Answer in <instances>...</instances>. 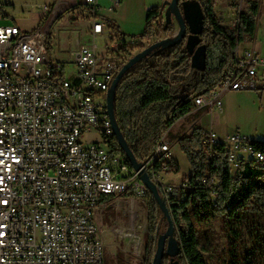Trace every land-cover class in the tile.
I'll return each mask as SVG.
<instances>
[{
	"label": "built area",
	"instance_id": "2783aa9c",
	"mask_svg": "<svg viewBox=\"0 0 264 264\" xmlns=\"http://www.w3.org/2000/svg\"><path fill=\"white\" fill-rule=\"evenodd\" d=\"M96 3L87 0L95 17L92 32L107 30L113 43L102 56L82 47L75 75L52 57L49 27L26 32L18 24L0 22V264H104L103 231L96 219L103 196L148 190L126 153L112 148L115 132L106 102L130 57L125 43L138 42L98 18ZM260 81L264 57L238 48L234 67L216 90L195 97L196 108L222 109L225 92L257 89ZM93 130L103 142L85 140ZM201 144L205 149L226 145L234 173L242 156L264 159V151L240 133L220 136L203 130ZM166 152L172 151L164 138L143 162L165 200L177 187L163 185L161 173L150 169L151 160L165 159ZM213 181L207 176L195 184ZM190 187L185 180L178 189Z\"/></svg>",
	"mask_w": 264,
	"mask_h": 264
},
{
	"label": "trees",
	"instance_id": "16d2710c",
	"mask_svg": "<svg viewBox=\"0 0 264 264\" xmlns=\"http://www.w3.org/2000/svg\"><path fill=\"white\" fill-rule=\"evenodd\" d=\"M169 1L163 0L162 5L148 10L140 42L125 43L129 59L135 52L174 32L176 22L166 15ZM198 1L204 11L205 26L195 50L200 46L205 48L204 66L194 65L195 51L191 52L187 46L188 31L180 44L156 50L136 63L117 87L116 118L139 162L150 159L172 127L196 109L195 97L219 87L236 63L240 43L256 36L264 0H249V8L239 13L235 29L225 26L217 15V0ZM229 2L232 8H238L240 0ZM76 9L70 8L67 12ZM45 19L43 17L40 24H44ZM102 20L118 30L111 20ZM51 35L52 32L50 38ZM202 134L203 128L196 126L176 141L189 161L191 169L185 180H189L192 187L178 189L165 200L175 223L174 236L180 245L175 260L181 264H264V167L241 159L234 173L227 146L205 149L201 144ZM252 142L264 151V141ZM110 143L114 150L124 152L116 136ZM150 170L179 172L181 165L172 157L161 158ZM207 176L214 181L209 185L195 184ZM159 190L164 196L161 185ZM125 195L142 199L149 226L143 264H153L162 234L161 224L168 227V220L150 190L142 195L132 191ZM115 197L107 194L102 201ZM221 232L226 238L225 245L219 241ZM206 253L216 261H208ZM170 263L171 257L166 255L163 264Z\"/></svg>",
	"mask_w": 264,
	"mask_h": 264
},
{
	"label": "rangeland",
	"instance_id": "374dc122",
	"mask_svg": "<svg viewBox=\"0 0 264 264\" xmlns=\"http://www.w3.org/2000/svg\"><path fill=\"white\" fill-rule=\"evenodd\" d=\"M229 3V0H217L216 12L225 26L235 29L239 13L247 11L249 8V0H240L238 8H232ZM263 6L264 1L260 6L256 36L240 43L239 50L241 53L255 42L258 49L260 48V56L264 57V50L262 52V49H264V13L261 12ZM79 9L67 12L59 20L52 22L50 26V28L52 27V35L49 43L52 55L73 60L76 50V38H79L80 42L88 41L89 37L84 33L87 29V24H89L88 17H81L80 19L77 17L78 20H82L78 24L76 23L77 20H72L76 12L79 13ZM29 11L30 8L27 6L18 5L16 10L11 12V18L3 20L1 23H18L26 32H33L42 27H48L46 25L47 22L40 24L37 17ZM259 21L261 24H259ZM128 38L131 42L134 40L139 42V39L141 40L139 35L129 36ZM112 43L111 38L107 42L103 38H98V54L100 56L106 54L107 45ZM66 67L68 74H76L75 63H66ZM257 86V89L225 92L222 96V109L215 108L214 111L209 112L207 109L196 108L189 116L172 127L165 139L171 148V157L180 163L181 170L179 172L175 170L161 172L160 177L163 185H173L178 190L179 186L185 181V177L191 169L190 164L185 153L175 142L181 136L190 133L196 126L202 127L203 130L207 131L214 129L216 132L226 136L240 133L251 140L264 141V81L258 82ZM85 140L89 143L94 140L104 141L102 135L96 130L86 133ZM251 163L258 165L256 161H251ZM96 219L103 231L105 243L104 264L144 263L146 234L149 226L147 212L142 199L125 194L116 196L98 207ZM167 228L166 224H161L162 233H165ZM216 229L219 230L218 224ZM219 241L225 245L226 238L223 232L220 233ZM205 258L208 261H216L209 253L205 254Z\"/></svg>",
	"mask_w": 264,
	"mask_h": 264
},
{
	"label": "water",
	"instance_id": "95a60500",
	"mask_svg": "<svg viewBox=\"0 0 264 264\" xmlns=\"http://www.w3.org/2000/svg\"><path fill=\"white\" fill-rule=\"evenodd\" d=\"M167 6L166 15L172 17L176 21L175 33L152 43L147 48L137 52L131 57L116 75L106 97L108 113L119 144L128 156L132 167L139 172L141 180L146 184L148 190L154 194L168 220V228L166 232L159 236L157 252L153 264H163L166 255L171 257L170 264H181L179 261L175 260V257L178 256L180 252L179 242L174 236L176 229L175 223L170 213L169 206L161 195L159 185L154 181L149 170L145 167V164L137 160L119 126L115 114V98L120 81L136 63L151 55L156 50L180 44L188 31L187 46L191 52L195 51L193 57L194 65L197 67L204 66L205 48L200 46L195 50L200 42V34L205 26V15L201 3L198 0H170Z\"/></svg>",
	"mask_w": 264,
	"mask_h": 264
},
{
	"label": "crops",
	"instance_id": "0c3cea01",
	"mask_svg": "<svg viewBox=\"0 0 264 264\" xmlns=\"http://www.w3.org/2000/svg\"><path fill=\"white\" fill-rule=\"evenodd\" d=\"M162 4L163 0H97V3L95 4V12L98 18H106L115 23L118 28L117 32L121 33L126 37L127 40H129V36H138L143 33L146 26L148 10L152 7L160 6ZM18 5L27 6L28 8H30L29 12L37 17L39 23L41 22L42 18L45 17V22H47L46 25L49 28L54 20H59L62 16L65 15V13H67V10L70 8H80L79 13L76 12L75 17L72 19L74 21L77 20V24L78 22L80 23L82 21L78 20V18L80 19L83 16L88 17V30L86 29L84 33L87 37H89V39L88 41L80 42L79 38H76V50L75 56L73 57L74 59L69 60L51 54L53 58L62 62L75 63L78 52L84 46L93 47L98 52L99 45L97 44V39L103 38L107 42L111 37L107 30L100 35L93 34L92 27L95 17L93 7L87 5V0H2L0 14L5 15V18L1 19L0 22L5 19L11 18V12L15 11ZM261 12L264 13V6L261 9ZM259 24H261L260 21ZM50 30L52 32V27L50 28ZM246 49L254 50L259 54L261 53L260 48L258 49L255 42H253L252 46H249ZM263 50L264 49H262V52ZM218 134L220 136H226L220 133ZM175 144H177V142H175Z\"/></svg>",
	"mask_w": 264,
	"mask_h": 264
},
{
	"label": "bare ground",
	"instance_id": "6f19581e",
	"mask_svg": "<svg viewBox=\"0 0 264 264\" xmlns=\"http://www.w3.org/2000/svg\"><path fill=\"white\" fill-rule=\"evenodd\" d=\"M253 140V139H252ZM252 146L254 147V149H257L255 146H254V144H253V142H252ZM171 157V152H166L165 153V159L167 160V159H169ZM242 160L244 159V160H250V161H256L257 163H258V166H261V167H264V159H255V156H242V158H241ZM241 159H239V160H241ZM157 161H159V159H153V160H151V167L157 162ZM239 162H238V166H239Z\"/></svg>",
	"mask_w": 264,
	"mask_h": 264
}]
</instances>
